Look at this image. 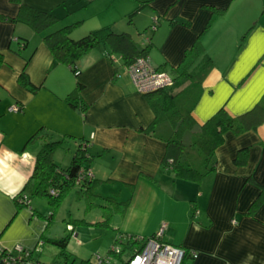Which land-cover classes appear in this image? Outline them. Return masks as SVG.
<instances>
[{
    "label": "crops",
    "instance_id": "crops-1",
    "mask_svg": "<svg viewBox=\"0 0 264 264\" xmlns=\"http://www.w3.org/2000/svg\"><path fill=\"white\" fill-rule=\"evenodd\" d=\"M142 1L148 2L131 22L123 21ZM19 2L57 16L51 28L79 22L73 37L100 23L129 32L139 46L151 44L149 62L164 70L176 66L202 33L205 52L196 63L202 65L205 56L211 62L195 86L191 113L199 123L221 107L232 116L246 113L264 98V0H0V14L14 17ZM89 4V16H84ZM114 4L121 24L102 18L87 23ZM148 25L154 26L149 34ZM103 49L79 58L74 75L67 65L50 67L48 47L27 24L0 18V249L21 245L33 251L31 261H39L37 244L38 253H44L47 220L39 216L34 197L19 209L15 201L32 174L39 146L21 149L43 126L53 139L67 136L74 149L76 141L86 140L88 162L98 156L93 166L84 165L100 180L96 191L104 201L99 205L109 209L108 196L128 200L112 215L116 236L160 232L161 241L196 252L195 257L187 253L183 264H264V197L249 212L264 188V112L256 128L238 135L225 132L215 151V170L199 181L175 178L162 164L165 142L144 130L154 119L150 104L136 91L120 56ZM22 71L34 91L19 82ZM76 82L88 103L84 113L64 101ZM12 105L19 110L10 111ZM74 149L64 164L54 152V162L68 165ZM52 252H45L50 262L60 256Z\"/></svg>",
    "mask_w": 264,
    "mask_h": 264
},
{
    "label": "trees",
    "instance_id": "trees-1",
    "mask_svg": "<svg viewBox=\"0 0 264 264\" xmlns=\"http://www.w3.org/2000/svg\"><path fill=\"white\" fill-rule=\"evenodd\" d=\"M147 2H139L136 8L128 13V22H131L132 16ZM221 12L222 10H214L213 14H220ZM262 12H264V8ZM0 18L27 24L36 34L42 37L48 47L52 56L50 67L64 64L70 67L74 75L79 74L76 61L92 49L104 48L103 50L108 56L112 53L118 54L121 58V65L125 67L137 57L147 56L151 46L148 43L146 46L141 47L133 40L129 32H114L108 25L90 30L80 38L71 35L72 30L76 28L79 22L48 30L57 23L58 17L52 13L37 10L22 2H19V8L14 17L0 14ZM209 25L210 22L207 23L205 29ZM201 34L184 51L181 61L176 66L171 67V71L176 75L173 77V85L144 94L154 113V119L144 130L165 142V152L162 158L163 166L170 168L175 178L191 181H199L204 175L215 170V151L224 142L225 132L230 131L238 135L248 129L256 128L259 122L262 121L264 112L263 98L252 110L246 113L232 116L224 107H221L206 121L202 123L196 121L191 113L197 95L195 86L200 81L199 72L202 70L205 72L207 65L211 62V59L205 56L202 65H198L199 71L193 67L197 58L204 55L205 52ZM2 63L3 55L0 52V66ZM191 69L196 70L194 74L196 77H194V71L191 72ZM18 80L22 85L34 91L35 87L30 83L24 71L19 74ZM81 89L82 84L76 82L74 88L64 97V101L84 113L88 108V103L81 97ZM67 140V136L53 139L45 127L42 126L25 141L21 150L39 147L36 151L32 174L15 197L18 209L22 205L28 206L29 200L38 196L46 197L55 209L65 194L75 187L79 170L86 167L84 163L89 161L86 148L88 142L84 139L76 141L70 163L61 167L54 162L53 154ZM99 182L100 180L91 177L81 183L83 188L81 192L85 196L88 207L96 205L94 201L100 198L96 191ZM50 188L55 189L57 195H51L49 193ZM25 195L27 196L26 200L23 199ZM263 197L264 188L250 206L249 212L255 210ZM105 200L108 201L110 207L109 209L104 207L102 222L107 224L111 216V209L116 210L115 206L119 204L126 206L128 200L117 201L113 196H108ZM52 217L53 212L46 217L47 223ZM69 236L70 234L61 238L42 236V241L56 245L59 248L60 255L68 259L69 254L66 247ZM129 236L137 235L129 234ZM153 236H141V238L144 240Z\"/></svg>",
    "mask_w": 264,
    "mask_h": 264
},
{
    "label": "rangeland",
    "instance_id": "rangeland-1",
    "mask_svg": "<svg viewBox=\"0 0 264 264\" xmlns=\"http://www.w3.org/2000/svg\"><path fill=\"white\" fill-rule=\"evenodd\" d=\"M89 5L90 6L86 7V9L83 12L84 16H89L88 14L90 13L91 10L90 8L92 7L93 4H89ZM116 5L117 4H114L112 8H108L100 12V14L96 17H91V18L89 17L86 20L87 23L88 22L90 23L92 21L100 22V19L102 18L101 21L109 22V24L116 22L115 25L118 26L119 24H121L120 21H122L123 18L121 19V16L119 15L120 11H116L115 8ZM127 20H128V15L123 19V21H127ZM100 24L102 25H99L98 27L95 28H100L101 26L106 25L108 23H100ZM152 26L153 25L147 26V28L145 29L147 33L149 31L150 33H152L153 30ZM52 29L54 28H51L50 30ZM79 30L82 29L80 28ZM85 34L86 33H81V35H74V36H77L75 38H80ZM114 55L117 58L119 56L116 53H114ZM198 61L197 63H199ZM197 63H195V66L193 67H195L194 69L196 70L198 69L197 71H199V67ZM115 64L118 65L120 68H122L120 66L119 61ZM194 69L193 70L191 69V72L194 71L193 75L195 74L196 71ZM166 70L172 77L176 76L175 73L172 72L169 67H167ZM194 77H196V75H194ZM73 147H74V143L72 140L65 141L61 147L56 149L54 154L55 159L61 164L68 162L69 160L68 157L70 154L69 151L72 153V150L74 149ZM93 158L97 159L98 156L95 154ZM94 159H92L93 161L87 163H90V165L93 166L98 162V160L94 161ZM79 189L80 188L78 186H75L74 188L69 190L55 209L48 202L46 197L38 196L33 198L34 204L36 203L37 210L40 211L41 213L39 216L42 219L44 218L46 219V217H48L49 214L53 212V217L49 221L48 227L46 229V233H45L46 237L61 238L70 234L66 247V251L69 254L67 264L70 263L83 264L84 260L92 257L94 253H100V254L106 253L109 250L110 246L115 242V238H116L115 231L113 230V225H112L113 222L111 221V218L112 215L116 213L117 209L116 210L114 208L111 209V216L107 224L103 223L102 222L103 218L101 215L103 214V211H105V209L99 204H103L102 201L104 200H102V198H97L94 201L96 205H92L91 207H88L87 202L85 200V196L81 192L83 188H81L80 190ZM107 211L109 212V210ZM67 223L72 228L71 232L69 229H67ZM35 250H36L35 256H38L40 262L42 261L45 263L50 262L51 260L50 255H48L45 252H48V250L51 253H53L52 251L59 252V248L56 245L50 244L48 242L45 243L44 253H42V255L41 253H38L39 251H41V244H37ZM56 259L60 260L61 262H64L66 260L65 257L62 255L57 256ZM26 264H35V262L28 261Z\"/></svg>",
    "mask_w": 264,
    "mask_h": 264
},
{
    "label": "built area",
    "instance_id": "built-area-1",
    "mask_svg": "<svg viewBox=\"0 0 264 264\" xmlns=\"http://www.w3.org/2000/svg\"><path fill=\"white\" fill-rule=\"evenodd\" d=\"M111 59L116 60L114 57ZM124 68L139 93H149L170 87L174 83L173 77L166 70L152 66L147 56L137 57ZM9 110L17 111L19 106L12 105ZM91 177L90 169L82 167L77 174L75 186L81 187V183ZM49 193L53 196L57 195V191L53 188L49 189ZM26 197L25 195L23 199L26 200ZM67 229L72 231L70 225H67ZM159 236L160 232L143 240L139 235L129 236L118 233L115 242L106 253H94L92 257L84 260L83 264H181L187 253L196 256V252L163 242ZM32 252L20 245H15L12 249H0V264H26L31 261ZM67 260L61 262L57 259L49 264H67ZM34 262L41 264L39 261Z\"/></svg>",
    "mask_w": 264,
    "mask_h": 264
}]
</instances>
